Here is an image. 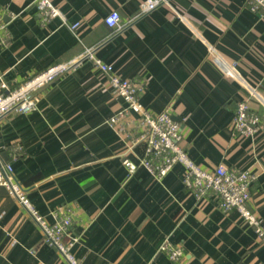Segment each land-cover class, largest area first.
<instances>
[{
    "label": "crops",
    "instance_id": "crops-1",
    "mask_svg": "<svg viewBox=\"0 0 264 264\" xmlns=\"http://www.w3.org/2000/svg\"><path fill=\"white\" fill-rule=\"evenodd\" d=\"M52 1L79 21L77 30L58 19L42 24L33 0H0L8 36L0 41V72L16 85L94 47L117 74L143 83L147 108L170 110L198 165L223 163L255 176L249 205L264 224V129L246 136L234 128L238 102L248 96L264 121V17L248 0H167L148 12L145 0ZM114 9L125 24L117 32L105 22ZM211 49L263 100L228 78ZM39 97L35 110L0 118V149L49 220L58 207L73 208L78 264H264L254 226L214 197L197 198L183 183L181 163L160 179L140 163L146 144L134 143L137 128L126 135L109 123L126 103L94 59L59 74ZM125 157L137 164L133 172ZM167 238L183 244L181 260L160 251ZM0 264H70L3 185Z\"/></svg>",
    "mask_w": 264,
    "mask_h": 264
},
{
    "label": "built area",
    "instance_id": "built-area-1",
    "mask_svg": "<svg viewBox=\"0 0 264 264\" xmlns=\"http://www.w3.org/2000/svg\"><path fill=\"white\" fill-rule=\"evenodd\" d=\"M167 0H145L142 12H148ZM37 7L40 21L47 24L55 19L60 25H66L75 31L79 21H72L52 0H33ZM252 11L259 12L264 17V0H248ZM105 22L115 32L124 28L125 24L117 9L112 10ZM0 41L7 44L6 24L0 16ZM213 60L219 65L224 74L231 79L240 81L250 95L263 100L260 92L244 82L234 65L220 58L211 49ZM94 59L108 77L111 90L125 100V107L109 118V123L121 134L133 135V141L145 142L146 155L140 163L156 178L164 177L176 164L184 166L183 183L197 198L214 197L224 211L237 209L264 242V224L256 212L250 207L251 185L255 176L248 169L231 168L223 163L213 169L198 165L188 154L182 144L183 132L179 121L174 119L169 109L154 113L141 101L144 85L140 80L123 77L117 74L112 64L102 62L96 58L94 47H86L84 52L65 62L52 64L34 73L18 84L14 85L7 78L5 72H0V118L15 111L29 113L37 108L39 91L53 81L59 74L65 73L82 60ZM235 131L241 135L251 136L264 129V121L260 114L250 106V96L238 102L234 117ZM13 155V154H12ZM123 163L130 172L137 168V164L125 157ZM0 185L5 186L12 195L29 210L30 214L40 226L45 241L55 246L70 264H78L73 247L79 242L80 235L71 231L73 223V208L60 206L53 211V220H49L31 202L23 185L16 180L11 161L2 156L0 149ZM160 251L171 260L179 261L184 256L182 243H175L166 239L160 245Z\"/></svg>",
    "mask_w": 264,
    "mask_h": 264
},
{
    "label": "trees",
    "instance_id": "trees-1",
    "mask_svg": "<svg viewBox=\"0 0 264 264\" xmlns=\"http://www.w3.org/2000/svg\"><path fill=\"white\" fill-rule=\"evenodd\" d=\"M3 156V155H2ZM7 160V159H6Z\"/></svg>",
    "mask_w": 264,
    "mask_h": 264
}]
</instances>
